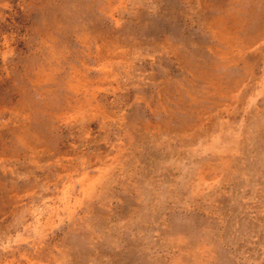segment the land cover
<instances>
[{"label":"rangeland","instance_id":"374dc122","mask_svg":"<svg viewBox=\"0 0 264 264\" xmlns=\"http://www.w3.org/2000/svg\"><path fill=\"white\" fill-rule=\"evenodd\" d=\"M0 264H264V0H0Z\"/></svg>","mask_w":264,"mask_h":264}]
</instances>
